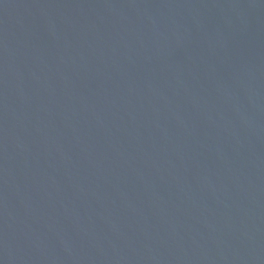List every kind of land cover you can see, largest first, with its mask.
<instances>
[{"label":"water","instance_id":"water-1","mask_svg":"<svg viewBox=\"0 0 264 264\" xmlns=\"http://www.w3.org/2000/svg\"><path fill=\"white\" fill-rule=\"evenodd\" d=\"M0 264H264V0H0Z\"/></svg>","mask_w":264,"mask_h":264}]
</instances>
